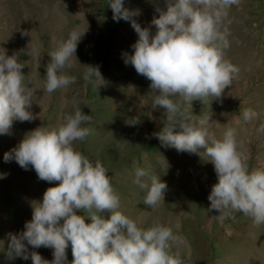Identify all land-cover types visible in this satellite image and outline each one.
Segmentation results:
<instances>
[{
	"label": "rangeland",
	"instance_id": "1",
	"mask_svg": "<svg viewBox=\"0 0 264 264\" xmlns=\"http://www.w3.org/2000/svg\"><path fill=\"white\" fill-rule=\"evenodd\" d=\"M107 5L108 0H0V54L3 50L9 56L17 53L25 66V83L35 92L31 108L35 119L15 121L11 134L0 135V264H32L30 258H7L8 233L23 231L32 218V203L59 183L39 180L33 169L24 170L14 160L4 162V153L27 132L63 122L64 115L73 110V99L91 115L86 126L93 129L75 146L108 168L121 212L140 227L159 220L182 235L186 244L180 251L185 264H264V224L254 226L241 213L220 223L219 212L208 211V196L217 183L208 158L165 147L154 135L167 123L166 117L162 109L153 108L151 82L125 64L123 57L132 53L138 35L130 22L114 21ZM125 6L138 9L136 21L154 35L151 21L159 16L156 8L166 10V0H125ZM229 19L226 59L239 67L238 78L221 97L209 98L205 104L193 101L189 115L194 120L210 115V122L214 121L211 131L218 139L227 127H235L248 150L250 169L264 168V134L256 132L264 123V0H239L230 8ZM73 29L85 31L72 58L73 67L65 70L77 82L49 94L44 90L48 53ZM85 65L98 66L104 81L95 87L86 84L82 79ZM246 108L257 114L248 122L242 118ZM133 117L140 120L135 126L128 123ZM136 167L149 168L166 182L164 202L153 208L143 203L146 190L132 183ZM34 251L53 259L50 248ZM67 258L70 264V246Z\"/></svg>",
	"mask_w": 264,
	"mask_h": 264
},
{
	"label": "clouds",
	"instance_id": "2",
	"mask_svg": "<svg viewBox=\"0 0 264 264\" xmlns=\"http://www.w3.org/2000/svg\"><path fill=\"white\" fill-rule=\"evenodd\" d=\"M238 4L239 0H166V10L156 8L159 16L151 21L154 35L136 21L139 10L126 7L125 0H108L107 6L114 21L130 22L138 35L132 53L123 57L125 64L151 82L153 108L164 112L167 123L154 134L156 138L165 147L201 158L203 154L212 163L217 183L208 196V211H218L220 223L241 213L258 227L264 224V168L250 169L248 150L235 127H227L218 139L211 131L214 121L210 122V115L195 120L189 115L193 101L205 104L209 98L221 97L238 78L239 67L226 59L229 10ZM84 33L73 29L48 53L47 93L77 82L65 70L73 67L72 58ZM19 60L17 53L9 56L3 50L0 54V135L11 134L15 121L35 119L31 112L35 92L25 83V66ZM82 79L95 87L103 77L98 66L85 65ZM72 109L56 127L40 126L27 132L4 153V162L14 160L24 170L33 169L41 181L59 182L32 203V218L25 222L24 230L8 233L7 258H30L32 264H69L70 246V264H185L180 251L186 244L182 235L159 220L140 227L119 210L120 196L108 168L75 146L92 134L93 129L86 126L92 117L76 99ZM256 115L251 108L242 111L244 122ZM139 122L133 117L128 123L135 126ZM256 132L264 134V123ZM132 183L146 190V206L164 202L167 184L149 168L136 167ZM41 247L53 250L51 261L34 251Z\"/></svg>",
	"mask_w": 264,
	"mask_h": 264
}]
</instances>
